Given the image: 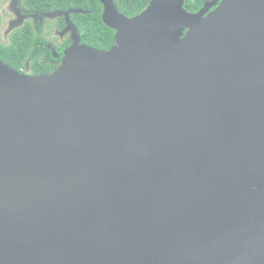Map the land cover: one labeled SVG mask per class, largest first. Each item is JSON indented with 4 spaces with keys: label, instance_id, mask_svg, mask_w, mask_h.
I'll return each mask as SVG.
<instances>
[{
    "label": "water",
    "instance_id": "1",
    "mask_svg": "<svg viewBox=\"0 0 264 264\" xmlns=\"http://www.w3.org/2000/svg\"><path fill=\"white\" fill-rule=\"evenodd\" d=\"M100 1L112 48L0 59V264H264V0Z\"/></svg>",
    "mask_w": 264,
    "mask_h": 264
},
{
    "label": "flooded vegetation",
    "instance_id": "2",
    "mask_svg": "<svg viewBox=\"0 0 264 264\" xmlns=\"http://www.w3.org/2000/svg\"><path fill=\"white\" fill-rule=\"evenodd\" d=\"M205 1L202 0L199 9ZM186 5L191 10L187 2ZM104 8L100 0H0V45L7 52H0V59L28 75L55 71L75 41L69 19L78 28L82 44L102 49L85 38L81 22L100 18L104 22ZM115 43L114 31V44L110 48ZM14 51L18 55L14 56Z\"/></svg>",
    "mask_w": 264,
    "mask_h": 264
},
{
    "label": "trees",
    "instance_id": "3",
    "mask_svg": "<svg viewBox=\"0 0 264 264\" xmlns=\"http://www.w3.org/2000/svg\"><path fill=\"white\" fill-rule=\"evenodd\" d=\"M151 0H115L120 11L128 16H134L141 13L150 3ZM187 4L190 9L195 11L202 6V0H188ZM86 18V17H85ZM88 19V18H86ZM81 30L85 38L93 44H97L102 49H108L114 44V31L111 27L105 24L102 19H90L85 24L83 22ZM0 52L3 51V46L0 45ZM14 56L18 55L16 51L13 52ZM5 62V61H4Z\"/></svg>",
    "mask_w": 264,
    "mask_h": 264
}]
</instances>
